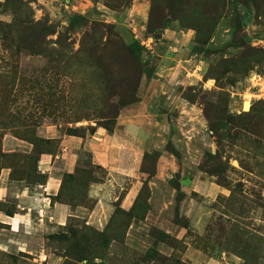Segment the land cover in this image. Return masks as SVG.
<instances>
[{"label": "rangeland", "instance_id": "obj_1", "mask_svg": "<svg viewBox=\"0 0 264 264\" xmlns=\"http://www.w3.org/2000/svg\"><path fill=\"white\" fill-rule=\"evenodd\" d=\"M75 14L87 18L86 27L69 26ZM16 20L24 21L17 29L12 27ZM43 27L45 55L24 51L25 44L43 40L37 37ZM87 32L95 34L97 50L108 49L103 60L94 58L100 53L85 56L93 44L84 46ZM134 41L143 47L140 69L151 70L153 77L142 76L136 94L147 97L126 107L130 112L121 119L135 114L148 133L155 125L143 149L145 169L155 160L156 172L148 180L152 208L139 223L141 252L137 248L127 263H165L163 258L172 256L174 264H198L194 253L202 261L264 264V0H0V112L27 116L25 124L0 131L1 152L8 154L0 157V173L9 170V179L29 186L42 183L38 152L52 151L56 142L36 132H89L103 126L100 114L113 117L121 103H128L134 65L111 53L112 47ZM184 96L195 102L187 104ZM244 102H249L247 111ZM176 129L180 139L174 138ZM5 137L15 138L17 146L5 149ZM80 161L82 177L92 170L106 178L88 153L82 152ZM111 184L107 196H120L118 190L126 188L136 192L143 185L123 176ZM176 184L184 194L179 200ZM84 190L78 187L64 200L90 210L93 201L84 198ZM12 203L0 202V210L9 211L4 205ZM74 221L78 233L69 236V243L89 235L91 228ZM163 232L169 237L162 239ZM10 237L20 243V235L0 225V264L69 263L60 251L68 243L47 239L49 260L41 263L38 254L5 247ZM158 244L169 255L158 253ZM80 250L91 259L103 245L92 248L83 241L75 252ZM117 261L103 256L104 264Z\"/></svg>", "mask_w": 264, "mask_h": 264}, {"label": "crops", "instance_id": "obj_2", "mask_svg": "<svg viewBox=\"0 0 264 264\" xmlns=\"http://www.w3.org/2000/svg\"><path fill=\"white\" fill-rule=\"evenodd\" d=\"M146 97L143 93L140 94V103L145 101ZM187 104L189 103L187 102ZM128 112L130 110L120 111L112 133H108L100 127L96 128L93 134L87 132L85 137L82 138L52 131L50 128L46 129L45 132L43 128L36 132V136L39 138L56 142V147L52 151L47 150L40 153L37 161L38 174L44 176L43 184L37 183L29 186L23 180L9 179V170H3L0 173V202H13L10 206L4 205V208L13 211L12 216H8L3 210H0V225L8 227L12 234L21 236L19 244L17 240L12 241L10 237V240L4 243L5 247L15 246L17 250L29 254V256L38 254L39 258H43L39 259L41 260L39 262L42 263L49 260L46 248L47 239L44 235L53 233L59 227L65 226L70 219L82 220L81 222L97 230L105 227L115 210V203L120 198L115 194L107 196L109 189L113 186L111 182L114 177L133 178L139 180V182L141 181V184L145 180V175L140 173L139 168L142 155L145 152L143 148L148 141L152 140V131L155 125L152 123V127H148L150 130L148 133L144 122L138 120L135 114L121 119L122 115ZM172 116L176 117L177 114L173 113ZM159 119L162 121V116ZM172 126L174 125L170 123L169 127L172 128ZM174 132L177 136L173 135L172 137L175 136L174 138L180 139L179 131L176 129ZM2 145L5 149L11 150L17 146V141L15 138L5 137ZM82 152L89 154L90 163L93 166L101 167L106 173V178L101 179V182L92 183L88 187L86 199L93 201L90 210L82 207V205L72 208L62 202L52 201V198L59 193L64 175L73 173L75 167H77ZM96 188L97 191H95ZM129 189L118 190L119 195L124 194L120 200V208L125 211L131 208L139 191V188L136 192ZM153 197L150 196L149 200L151 208ZM83 210H86V212L84 213ZM139 223L141 221L131 224L123 243L114 241L110 244L107 255L109 259L114 261L113 263L119 258L120 261H117V264H130L127 261L131 257L133 259L134 253L142 240V236L139 234V228L141 227ZM132 229L133 231H131ZM45 230L48 232L44 233ZM132 243L137 244L134 249ZM138 251L141 252V249L138 248ZM157 252L169 255L171 251L158 244ZM193 255L198 264L203 262H205L204 264H222L221 261L214 259L202 261L200 256L194 253ZM58 260H61V258H58Z\"/></svg>", "mask_w": 264, "mask_h": 264}, {"label": "trees", "instance_id": "obj_3", "mask_svg": "<svg viewBox=\"0 0 264 264\" xmlns=\"http://www.w3.org/2000/svg\"><path fill=\"white\" fill-rule=\"evenodd\" d=\"M24 23V21H15L14 24L12 25V27H16L19 28L22 26V24ZM69 26L71 28H77L80 26H87V18L84 17L83 15H73L69 21ZM102 27H104V25H101ZM109 31H111V27H108ZM93 33H100V31L98 29H94ZM48 32L47 30L43 27V31L37 35V37H40V35H42V41L40 43H32L25 44V46L23 47L24 51H30L32 54L35 55H45V52L47 51V44L45 42L44 36L47 35ZM95 34L90 35L89 32H87L85 34V45L89 44V42H93V44L90 46V48L86 47L84 50V54L86 57L92 58L95 55L94 54H98L100 53L99 56H95L94 58H97L98 60H103L102 58L105 55V50L108 51V49H106L105 47L103 49H99L97 50V46L94 42L95 40ZM20 36H18L19 39ZM3 43L5 44L7 42L6 38H3ZM23 42V41H22ZM99 42H101L99 40ZM46 44V45H45ZM45 45V47H44ZM95 45V47H94ZM111 46H113V44H111ZM94 51V52H93ZM100 51H102L103 53H101ZM143 51V47H141L137 42H132L130 44L126 45H116L114 47H112V53L109 51L108 54H112L114 56L118 55L119 57H127L131 59V64L134 65L133 69H134V74H135V79H133L135 81V87L134 85H131V87L129 88V91L132 93V98L128 103H121V105L118 107L119 110H117L116 114L113 117H104L102 114L99 115V119L103 120L100 122H104L103 126L101 125H97V127H91L89 129V134H93L96 130V128H103L106 130V132L108 133H112L115 124H116V119L120 113V111L122 109H125L126 107L137 103L138 101H140V98L138 97V95L136 94V88L138 87L140 80L142 78V76L144 75L148 80H150L153 77V72L151 70H144L142 71L140 69V62H141V54ZM148 72V73H145ZM137 80V83H136ZM184 99L188 102H195L193 99L194 98H187L184 96ZM6 110L2 109V111L0 112V116L2 117V119L0 118L1 122H0V131H5L8 129V126H12L11 124H25L26 120H27V116L25 115H18L17 114H5ZM87 132H83L81 134V130H69L68 133H66V135H71V136H76V137H85ZM2 134V133H0ZM48 141V140H47ZM45 142V141H44ZM39 155L40 153H42L41 151L38 152ZM177 154V153H176ZM8 154L6 153H2L1 152V148H0V157H5ZM39 158V156H38ZM147 158V154L143 153L142 155V160H141V165H140V173L147 175L146 179L143 181V185L141 187V189L139 190L131 208L128 211H125L123 209L120 208V200L123 197V193L120 195V198L117 200V202L115 203V210L112 213L111 217L109 218L107 224L105 225L103 230H97L94 227L91 226V228H89V235H86L83 237V239H81L80 241H74L73 243H69L70 241H72V239H69V236L72 238H75L77 236V231L75 229V227H78L76 224V219H70V221L67 222V224L65 226H61L59 227L57 230H61V232L56 233V234H50L46 237V239H48V241H57L58 243L65 244L68 243L67 245H63V247H61L60 251H63V255L61 257H64L65 259L69 260L68 264H79L82 261H85V264H104L103 262V256L107 255L108 249L110 247V244L114 241H119V239H123L126 235V232L128 230V228L131 226L132 223H136L139 221H143L146 218L147 213L149 212L151 206L150 203L148 201V199L150 198V193H149V187H148V180L150 178H152L156 172V161L154 160L152 162V166L149 170L145 169V161ZM211 158H214L213 156H211ZM38 160V159H37ZM83 166V165H82ZM79 168H81V161L78 162L77 167H75L73 173L71 174H65L64 175V179L62 180L61 183V187L59 190V193L56 197L52 198V201H57V202H62L64 204L70 205L72 206L70 203L66 202L64 199L67 197L69 192H78L75 191L76 188H82L85 187L84 190V198H86V194L88 191V187L90 184L92 183H97V182H101V179H99L92 170H90V173L86 174L85 177H82L80 172H78ZM94 168L103 170L101 167L99 166H94ZM2 169V168H0ZM105 172V171H104ZM41 179L44 176H40ZM17 180V179H16ZM42 182V181H41ZM43 182H44V178H43ZM40 183V184H43ZM176 190V199H180L181 197L184 196V194L182 193L179 185L176 184V186L174 187ZM82 203V202H81ZM80 206V205H77ZM6 209V208H5ZM8 216H12V212L13 211H4ZM81 225H83L85 228H88V226L85 225L84 222H80ZM75 224V225H73ZM93 228V229H92ZM119 236H122V238H119ZM167 237H169V235L165 232L162 233V239H166ZM86 242L88 244H91L92 248H95L97 245H103V250L98 254L93 256L91 259L88 258V256L86 257V255H84V253L80 250L75 252L76 249L79 248V245L82 242ZM163 241V240H160ZM70 246V248L68 249V247ZM65 248V249H64ZM69 252H73V255H68ZM26 257V256H24ZM172 257V256H171ZM171 257H164L163 260H165V263H160L157 261H151L155 264H174L173 259H171ZM98 259L99 262H95V260ZM179 259V258H178ZM162 260V261H163ZM150 263V262H149Z\"/></svg>", "mask_w": 264, "mask_h": 264}, {"label": "bare ground", "instance_id": "obj_4", "mask_svg": "<svg viewBox=\"0 0 264 264\" xmlns=\"http://www.w3.org/2000/svg\"><path fill=\"white\" fill-rule=\"evenodd\" d=\"M243 108H244V111H247L248 108H249V102H244L243 103Z\"/></svg>", "mask_w": 264, "mask_h": 264}]
</instances>
